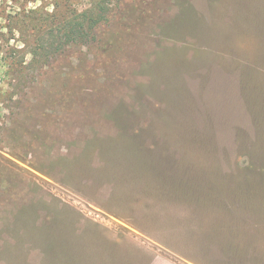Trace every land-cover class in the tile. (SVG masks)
I'll use <instances>...</instances> for the list:
<instances>
[{"label":"rangeland","instance_id":"rangeland-1","mask_svg":"<svg viewBox=\"0 0 264 264\" xmlns=\"http://www.w3.org/2000/svg\"><path fill=\"white\" fill-rule=\"evenodd\" d=\"M94 1L0 0V264H264V0H110L15 129L49 85L8 16Z\"/></svg>","mask_w":264,"mask_h":264},{"label":"trees","instance_id":"trees-1","mask_svg":"<svg viewBox=\"0 0 264 264\" xmlns=\"http://www.w3.org/2000/svg\"><path fill=\"white\" fill-rule=\"evenodd\" d=\"M109 3L110 0H95L89 8L81 12L77 10L67 12L62 8L52 12L22 9L8 16L9 32L19 34L21 43L28 48L25 54L31 55L32 60L39 66H46L47 69H40V77L44 76L45 82L49 85L46 95L37 99L34 104H30L32 100H23L22 110L14 122L15 129L25 130L26 122L31 121L35 113L48 117L41 107L48 104L54 105L57 102L50 91L57 84L62 86L67 84L66 77L61 78L62 73H54L52 77H48V71L53 67V62L59 59L68 47L88 48L95 42V32L107 25L110 20L112 10H109ZM132 16L138 21L140 13ZM16 65L18 64L15 63L14 68ZM16 72L20 77L18 76L15 80H23L21 71Z\"/></svg>","mask_w":264,"mask_h":264}]
</instances>
